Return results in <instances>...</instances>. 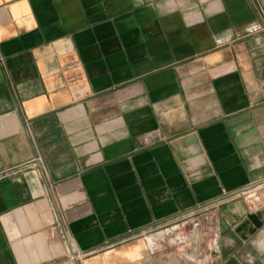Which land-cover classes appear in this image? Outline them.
<instances>
[{"label":"crops","instance_id":"1","mask_svg":"<svg viewBox=\"0 0 264 264\" xmlns=\"http://www.w3.org/2000/svg\"><path fill=\"white\" fill-rule=\"evenodd\" d=\"M261 177L264 0H0V264H264Z\"/></svg>","mask_w":264,"mask_h":264},{"label":"built area","instance_id":"2","mask_svg":"<svg viewBox=\"0 0 264 264\" xmlns=\"http://www.w3.org/2000/svg\"><path fill=\"white\" fill-rule=\"evenodd\" d=\"M238 200L244 201L252 211L264 210V177L253 180L245 184L244 186L227 192L221 198L214 200L206 206H202L198 209H194L181 214L180 220L184 223L186 222L187 218L192 217V215H194L201 209L218 207ZM72 253L75 255L80 254L78 249H76L74 246H72Z\"/></svg>","mask_w":264,"mask_h":264}]
</instances>
